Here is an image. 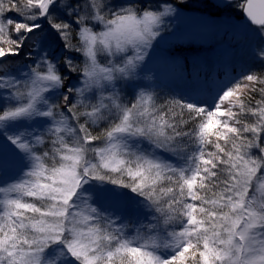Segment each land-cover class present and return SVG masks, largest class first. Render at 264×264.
<instances>
[{"label": "snow or ice", "instance_id": "1", "mask_svg": "<svg viewBox=\"0 0 264 264\" xmlns=\"http://www.w3.org/2000/svg\"><path fill=\"white\" fill-rule=\"evenodd\" d=\"M200 3L250 51L161 95L185 0H0V264H264V0Z\"/></svg>", "mask_w": 264, "mask_h": 264}, {"label": "rangeland", "instance_id": "2", "mask_svg": "<svg viewBox=\"0 0 264 264\" xmlns=\"http://www.w3.org/2000/svg\"><path fill=\"white\" fill-rule=\"evenodd\" d=\"M203 13L205 11L200 0H192L187 7H179L178 14L168 21V30L164 33V40L156 48L154 61L148 65L149 68L159 67L158 75L154 80L144 81L143 84H151L161 95L185 89L186 82L180 69L170 64H157L160 57L166 56L178 45L185 47L190 58L194 54L198 55L209 70L222 71L225 63L239 68L250 51L249 44L241 33L239 20H229L227 16L210 19ZM14 174L12 170L8 175Z\"/></svg>", "mask_w": 264, "mask_h": 264}, {"label": "trees", "instance_id": "3", "mask_svg": "<svg viewBox=\"0 0 264 264\" xmlns=\"http://www.w3.org/2000/svg\"><path fill=\"white\" fill-rule=\"evenodd\" d=\"M192 0H185V2L187 3V6L189 5V3L191 2ZM175 2L177 3V5H179L180 4V0H175ZM203 14H205V13H203ZM202 16V15H201ZM201 16H199L198 18H201ZM238 16V13H235V14H233V17H237ZM203 18V17H202ZM233 19H236V18H233ZM236 20H238V19H236ZM183 91V90H182ZM164 92V91H163ZM181 92V91H180ZM166 95H167V93L166 92H164Z\"/></svg>", "mask_w": 264, "mask_h": 264}]
</instances>
